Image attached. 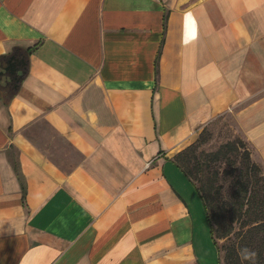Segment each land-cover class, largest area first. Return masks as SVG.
<instances>
[{
	"label": "crops",
	"instance_id": "crops-1",
	"mask_svg": "<svg viewBox=\"0 0 264 264\" xmlns=\"http://www.w3.org/2000/svg\"><path fill=\"white\" fill-rule=\"evenodd\" d=\"M224 114L264 166V0H0V264H221L173 157Z\"/></svg>",
	"mask_w": 264,
	"mask_h": 264
},
{
	"label": "trees",
	"instance_id": "trees-1",
	"mask_svg": "<svg viewBox=\"0 0 264 264\" xmlns=\"http://www.w3.org/2000/svg\"><path fill=\"white\" fill-rule=\"evenodd\" d=\"M201 144L200 132L192 143L174 155L173 161L196 185L205 207L211 235L214 237L213 219L227 215L231 220L235 217L242 219L241 252L247 249L256 254L254 258H243L240 263L236 260L239 257L234 253V247H229L224 254L223 264H264V240L257 245L260 239H264V200L251 194L253 185L259 182L256 179L257 165L250 161L248 153L246 160L249 168L241 170L240 166L234 165L230 156L237 152L238 147L233 141L223 143L212 151H198ZM223 182H228L226 190H223ZM230 230L231 227L222 230L219 236H226Z\"/></svg>",
	"mask_w": 264,
	"mask_h": 264
},
{
	"label": "rangeland",
	"instance_id": "rangeland-1",
	"mask_svg": "<svg viewBox=\"0 0 264 264\" xmlns=\"http://www.w3.org/2000/svg\"><path fill=\"white\" fill-rule=\"evenodd\" d=\"M200 132L202 137V144L198 148V151L201 149L204 151H212L217 149L223 143L233 141L234 143H236L238 149L236 153L230 156V161L234 162V165L238 167L240 166L241 170L242 168H249L248 161L246 160L247 153L249 154L250 161L254 162L258 167V171L256 172V179H259L258 184L253 185V190H251V194L256 195L257 198L261 200H264V166L251 158L249 145L245 140L242 131L239 130V126L235 118L231 114L221 115L213 122L206 125L204 128H201L198 131L196 138L199 136ZM51 157L57 158V156L55 155H51ZM60 164L63 166H67L64 161ZM249 171L255 172L252 170ZM222 185L224 186L223 190H226L228 182H223ZM241 222L242 219H237V217H235L231 220L228 215L226 217L222 216L218 219L215 218L212 221L213 227L215 228L213 234L214 237L212 236V238L219 251V256L222 264L224 260V254L229 247H234V253L239 257V259L236 260H238L240 263L243 261V256L240 249V236L242 233ZM229 227H231V230L227 233L226 236H219L222 230H225ZM261 240L264 239H260L257 242V245L260 244ZM262 244H264V242H262Z\"/></svg>",
	"mask_w": 264,
	"mask_h": 264
},
{
	"label": "clouds",
	"instance_id": "clouds-1",
	"mask_svg": "<svg viewBox=\"0 0 264 264\" xmlns=\"http://www.w3.org/2000/svg\"><path fill=\"white\" fill-rule=\"evenodd\" d=\"M242 252L244 253V255H243L244 259L254 258L256 255L254 252H251L247 249L242 250Z\"/></svg>",
	"mask_w": 264,
	"mask_h": 264
},
{
	"label": "flooded vegetation",
	"instance_id": "flooded-vegetation-1",
	"mask_svg": "<svg viewBox=\"0 0 264 264\" xmlns=\"http://www.w3.org/2000/svg\"><path fill=\"white\" fill-rule=\"evenodd\" d=\"M18 64H19V63H18L17 61L12 60V61L10 62V66L8 67V70L10 69V71H12L14 68L17 67Z\"/></svg>",
	"mask_w": 264,
	"mask_h": 264
}]
</instances>
